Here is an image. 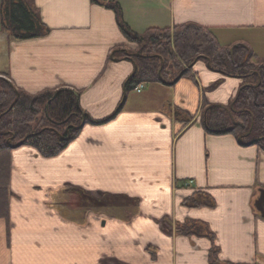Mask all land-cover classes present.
Instances as JSON below:
<instances>
[{
    "label": "crops",
    "instance_id": "0c3cea01",
    "mask_svg": "<svg viewBox=\"0 0 264 264\" xmlns=\"http://www.w3.org/2000/svg\"><path fill=\"white\" fill-rule=\"evenodd\" d=\"M106 1L118 2L138 33L197 23L214 28L222 44L243 43L264 57V0ZM35 2L51 33L28 40L0 33V76L32 94L81 90L92 121L55 156L26 144L11 150L0 264H210L209 237L176 232L187 220L214 232L223 264H264V215L255 206L264 149L208 134L202 124L203 103L229 104L242 79L198 60V84L182 77L126 94L134 62L111 52L135 45L115 11L92 0ZM175 107L189 111L191 123L183 127ZM198 190L215 206L183 205Z\"/></svg>",
    "mask_w": 264,
    "mask_h": 264
},
{
    "label": "trees",
    "instance_id": "16d2710c",
    "mask_svg": "<svg viewBox=\"0 0 264 264\" xmlns=\"http://www.w3.org/2000/svg\"><path fill=\"white\" fill-rule=\"evenodd\" d=\"M92 1L115 11L122 33L135 45L134 48L122 45L111 52V57L129 59L136 65L135 73L126 81V94L136 91L141 83L174 85L182 77L198 84L193 64L205 60L213 70L240 77L243 81L229 104L203 103L202 124L206 132L232 134L241 137L243 144L253 141L264 149V57H258L243 43L235 46L231 53L232 47L219 41L214 28L197 23L150 27L138 33L124 20L118 2ZM51 30L35 0H0V33H6L8 39L41 38L49 35ZM217 84L207 88L212 89ZM80 96L81 90L71 87L48 88L32 94L0 77L1 218L9 216L12 145L24 142L47 157L60 153L79 134L84 119L92 121L81 108ZM174 118L184 127L191 123L193 116L189 111L175 107ZM215 204L212 194L204 190L195 191L183 200L187 207H213ZM176 232L209 237L213 241L209 263L223 264L220 247L215 243L216 236L205 223L187 220L176 225Z\"/></svg>",
    "mask_w": 264,
    "mask_h": 264
},
{
    "label": "water",
    "instance_id": "95a60500",
    "mask_svg": "<svg viewBox=\"0 0 264 264\" xmlns=\"http://www.w3.org/2000/svg\"><path fill=\"white\" fill-rule=\"evenodd\" d=\"M235 46H237V45H235ZM235 46H233L232 47V49H231V53H233V50H234V47ZM195 64V63H194ZM193 64V65H194ZM208 67H210L211 68V66H210V64L208 63ZM212 69V68H211ZM213 70V69H212ZM135 71H136V65L134 64V71H133V73L132 74H134L135 73ZM220 73H222V74H224L223 72H221V71H219ZM225 75V74H224ZM0 77H3V76H0ZM5 78V77H4ZM125 91H126V83H125ZM86 116V115H85ZM86 123V120L84 119V121L82 122V124L80 125V128H82L83 126H84V124ZM238 140H239V142L241 141V137H239L238 138ZM24 144V142H20V143H18V144H16V145H12V149L13 148H17V147H19V146H21V145H23ZM251 144H253V141H251V142H248L247 143V145H251ZM255 206H256V208L262 213V215H264V189H260V195H259V197L257 198V200H256V202H255Z\"/></svg>",
    "mask_w": 264,
    "mask_h": 264
},
{
    "label": "rangeland",
    "instance_id": "374dc122",
    "mask_svg": "<svg viewBox=\"0 0 264 264\" xmlns=\"http://www.w3.org/2000/svg\"><path fill=\"white\" fill-rule=\"evenodd\" d=\"M201 62V60L198 62V64ZM196 65L197 64H195L194 65V67H196ZM211 72H213V73H216V74H218L219 76H221V77H223L224 76V74H222V73H220L219 71H211ZM223 75V76H222ZM229 79H233V77H229ZM241 79V78H240ZM211 89H206V91L208 92V91H210Z\"/></svg>",
    "mask_w": 264,
    "mask_h": 264
},
{
    "label": "built area",
    "instance_id": "2783aa9c",
    "mask_svg": "<svg viewBox=\"0 0 264 264\" xmlns=\"http://www.w3.org/2000/svg\"><path fill=\"white\" fill-rule=\"evenodd\" d=\"M145 87V83H141L140 85H138V87L136 88L137 92H141ZM187 184V183H186Z\"/></svg>",
    "mask_w": 264,
    "mask_h": 264
}]
</instances>
